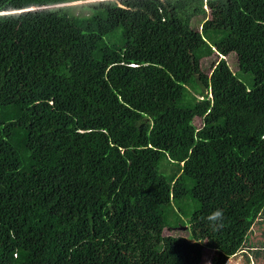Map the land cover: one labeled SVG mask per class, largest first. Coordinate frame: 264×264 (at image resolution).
Listing matches in <instances>:
<instances>
[{
	"label": "trees",
	"instance_id": "trees-1",
	"mask_svg": "<svg viewBox=\"0 0 264 264\" xmlns=\"http://www.w3.org/2000/svg\"><path fill=\"white\" fill-rule=\"evenodd\" d=\"M88 1L0 0V264H227L264 214V0Z\"/></svg>",
	"mask_w": 264,
	"mask_h": 264
},
{
	"label": "rangeland",
	"instance_id": "rangeland-1",
	"mask_svg": "<svg viewBox=\"0 0 264 264\" xmlns=\"http://www.w3.org/2000/svg\"><path fill=\"white\" fill-rule=\"evenodd\" d=\"M93 1H96V0H93ZM97 1H99V0H97ZM88 2H92V1H88ZM81 3H84V2H75V3H72V5H77V4H81ZM4 14H6V13H4ZM201 25H202V23L200 22V18L193 21V26L195 29L201 31V29H202ZM221 58H225V56L220 57L216 54V55H213L212 57L204 58L201 62L202 69H203L204 73L211 75L214 64L216 63V61H218ZM226 59L230 65V67L233 69V71H236L237 70V57H236V55L231 54ZM240 77L245 81L247 86L251 87V85L253 84V76L251 74H249V73L241 74ZM196 97L199 100V102L197 103V108L199 111L198 114H204L205 115V113L209 109V108H207L205 110V107H207V104L210 106L211 105L213 106L214 103H217V93L213 88L209 89L207 97L203 98L199 95H196ZM202 121H203L202 116L197 115L194 117L192 124L195 127H200L202 125ZM181 207L185 210V212L187 214V217H186V215L182 216V221L185 223V225L180 224L177 227L175 225L173 227L170 225L169 228H174V229L171 230V232L166 231V234L189 237V232H188L189 226L187 225L188 218H190L189 216H191L193 214V211L200 208V204L195 203L194 201H192L191 199L188 198L185 201L184 205L183 206L181 205ZM190 207H192L191 210L189 209ZM260 219H263L260 222L261 224L257 223L255 225V228L252 231L251 235L249 236L248 241L246 242V245H245L244 249L242 250V252L239 253V255H236V256H233L232 258H230L228 260L227 264H264V258H257L256 259L255 255H254V252L256 250H258V248H260L261 244L264 243V214L260 217ZM174 221H175L174 217L171 218V222L173 224H175ZM171 222L169 220L170 224H171ZM180 230H182V231H180ZM215 253H216L215 251L207 249L204 252L202 264H212Z\"/></svg>",
	"mask_w": 264,
	"mask_h": 264
},
{
	"label": "clouds",
	"instance_id": "clouds-1",
	"mask_svg": "<svg viewBox=\"0 0 264 264\" xmlns=\"http://www.w3.org/2000/svg\"><path fill=\"white\" fill-rule=\"evenodd\" d=\"M91 1H93V0H91ZM99 1H103V0H99ZM221 57H223V56H221ZM223 218H224L223 210L217 209L214 212H212L209 216H207L206 219L210 223H212V226L215 228V227H223V223H222Z\"/></svg>",
	"mask_w": 264,
	"mask_h": 264
}]
</instances>
